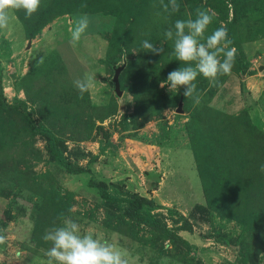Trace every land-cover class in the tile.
<instances>
[{
	"label": "rangeland",
	"instance_id": "rangeland-1",
	"mask_svg": "<svg viewBox=\"0 0 264 264\" xmlns=\"http://www.w3.org/2000/svg\"><path fill=\"white\" fill-rule=\"evenodd\" d=\"M177 3L170 15L161 0H41L30 20L17 11L0 29V264H45L42 237L61 213L133 264H239L245 246L264 264V180L251 163L264 152V0ZM197 8L215 14L205 36L226 27L236 59L219 86L197 77L194 106L160 84L184 66L164 33ZM85 13L92 23L73 46ZM145 39L162 54L147 53ZM85 74L95 86L81 98L74 82ZM90 182L153 200L173 235L123 205L108 228Z\"/></svg>",
	"mask_w": 264,
	"mask_h": 264
},
{
	"label": "clouds",
	"instance_id": "clouds-1",
	"mask_svg": "<svg viewBox=\"0 0 264 264\" xmlns=\"http://www.w3.org/2000/svg\"><path fill=\"white\" fill-rule=\"evenodd\" d=\"M163 10L170 15L179 11L177 0L163 3ZM41 7V0H0V29H7L11 14L23 11L26 19H31ZM81 7H87L82 4ZM214 13L197 8L195 19L176 20L173 28L165 31L167 40L173 42V53L184 66L168 73L166 81L160 86L167 87L170 93L183 90L185 98H192L193 104L199 105L201 97L197 91L196 80L203 76L210 86L220 84V77L230 75L235 65L236 49L230 47L231 39L223 25L205 36L213 22ZM92 19L88 14L79 15L73 22L71 40L77 45L88 31ZM147 53L161 55L163 48L149 40L142 41ZM81 98L95 86V77L85 74L74 82ZM264 172V164L260 165ZM60 224L52 227L43 235L45 243L51 247L46 251L45 264H133L131 253L108 239L96 237L92 231L82 232L81 226L72 218L60 214ZM5 229H0V245H6ZM35 247V245H31Z\"/></svg>",
	"mask_w": 264,
	"mask_h": 264
},
{
	"label": "trees",
	"instance_id": "trees-1",
	"mask_svg": "<svg viewBox=\"0 0 264 264\" xmlns=\"http://www.w3.org/2000/svg\"><path fill=\"white\" fill-rule=\"evenodd\" d=\"M257 159V158H256ZM253 163V169L256 172H260L261 180H264V172L260 171V165L264 164V152H262V156H260L257 161H251ZM70 172H73V168H68ZM200 173V171H199ZM203 175L201 174V179ZM203 181V180H202ZM91 186L95 187L98 192L100 198L103 200L105 203V206L107 207L106 211V218H105V225L108 228L111 229H117V226H119V222H113L116 220V218H119L118 216H115L114 209L116 207H120V205H123V211H129L133 216L137 217L141 221H143L145 224L150 225L152 228H156L159 231H161L162 234L171 236L173 235L170 230H168L167 227L162 226L160 221L154 216V214H151L154 207H155V202L153 200H148L147 198L140 196L138 194H132V195H125V194H119V193H114L110 192L108 190L107 185L104 182H90ZM204 184V181H203ZM205 189V188H204ZM206 193V189H205ZM208 203H210L208 201ZM264 205V204H263ZM129 209V210H128ZM258 224H261L264 230V210L262 216L259 218ZM262 232V228L261 231ZM123 233L127 234L126 231ZM264 235V233H263ZM264 241V238H263ZM240 263L239 264H253L255 261V253L253 249L248 248L247 246L242 247L241 254H240Z\"/></svg>",
	"mask_w": 264,
	"mask_h": 264
},
{
	"label": "water",
	"instance_id": "water-1",
	"mask_svg": "<svg viewBox=\"0 0 264 264\" xmlns=\"http://www.w3.org/2000/svg\"><path fill=\"white\" fill-rule=\"evenodd\" d=\"M118 73H119V70H117L116 73H115V76H114V78H113V83H114V90H115V93H116L118 96H121V91H120L119 84H118V80H117Z\"/></svg>",
	"mask_w": 264,
	"mask_h": 264
}]
</instances>
